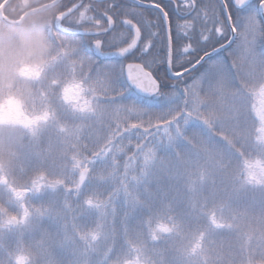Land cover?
I'll list each match as a JSON object with an SVG mask.
<instances>
[{"label":"snow or ice","instance_id":"obj_1","mask_svg":"<svg viewBox=\"0 0 264 264\" xmlns=\"http://www.w3.org/2000/svg\"><path fill=\"white\" fill-rule=\"evenodd\" d=\"M184 4L196 11L193 21L203 27L196 37L192 21L177 26L190 42L177 44L175 65L171 30L163 57L160 33L135 8L125 9L119 24L104 11L107 27L89 14V5L58 10L49 29L57 54L50 80L41 85L45 111L29 116L10 102L0 106V121L23 126L36 141L46 132L54 134L61 154L71 155L79 170L74 187L90 177L101 183L103 190L87 201L99 210V221L82 239L86 246L103 247L105 264H264V55L256 50L264 40V0H208L200 9L197 0ZM155 7L167 24L168 13L160 4ZM223 13L233 33L226 43L220 42L226 36ZM64 22L79 28H65ZM85 22L94 28L83 27ZM117 27L122 30L107 43L114 51H104L100 38L93 42L94 55L111 60L101 64L83 53L92 44L54 31L82 28L86 37ZM234 42L229 64L221 50ZM193 56H198L194 63ZM129 57L132 62L125 63ZM165 62L157 79L152 69ZM197 65L202 71L192 84L181 89L166 83ZM102 131L104 146L90 148L104 141ZM119 154L125 156L122 172ZM39 180L33 181L37 188L61 183L43 175ZM14 191L17 197L25 194ZM18 222L15 216L9 219ZM221 236L227 237L226 245L217 243ZM17 264H28V257H18Z\"/></svg>","mask_w":264,"mask_h":264},{"label":"rangeland","instance_id":"obj_2","mask_svg":"<svg viewBox=\"0 0 264 264\" xmlns=\"http://www.w3.org/2000/svg\"><path fill=\"white\" fill-rule=\"evenodd\" d=\"M101 135L104 141L90 144V148L99 150L104 146L107 134L102 131ZM55 138L46 132L33 141L32 147L23 144L18 160L2 174L5 180L0 181V264H17L22 255L28 257V264H105L103 247L86 246L82 239L96 227L100 215L87 201L99 194L103 186L90 177L79 188L74 187L79 170L73 167L71 155L61 154L62 145ZM85 155L91 158V152ZM158 157L164 158L165 153L159 152ZM122 158L125 156L119 154L118 162ZM95 167L99 168V162ZM42 175L47 181L61 183H44L37 188L33 181L40 183ZM14 189L25 190L24 196L17 197ZM13 216L20 220L16 228L9 223ZM116 226L120 227L119 217ZM227 242L226 236L217 238L218 244Z\"/></svg>","mask_w":264,"mask_h":264},{"label":"clouds","instance_id":"obj_3","mask_svg":"<svg viewBox=\"0 0 264 264\" xmlns=\"http://www.w3.org/2000/svg\"><path fill=\"white\" fill-rule=\"evenodd\" d=\"M59 0H0V106L9 103L29 116L41 115L46 107L50 65L57 54L49 36ZM88 97L87 90L84 91ZM45 124L41 121V127ZM31 133L7 119L0 121V176L20 155Z\"/></svg>","mask_w":264,"mask_h":264},{"label":"trees","instance_id":"obj_4","mask_svg":"<svg viewBox=\"0 0 264 264\" xmlns=\"http://www.w3.org/2000/svg\"><path fill=\"white\" fill-rule=\"evenodd\" d=\"M206 3H208V0H197V9L203 8ZM217 3H218V0H217ZM160 5L163 8L164 12L168 13V20H169V24H170V30H171V34L173 36L174 65H175V59H176L175 50H176L177 44L179 43L180 46L182 47L183 45H185V44L190 42L187 37L183 36V32L180 31L177 26L178 25H183L185 23V21H192L194 23L195 27L192 30H190V31L193 32L194 36L198 37L199 36V32H200L201 28L203 27V25H202L201 22L193 21V17L196 15V11H188L186 9V7H185L184 0H165L163 3H160ZM141 11L143 13L144 18L147 21L151 22V24L153 25V30L154 31H158L160 33V36H161V39H162V44H161V47H160V54H161V56L166 57V52H167V49H166V44H167L166 28L164 26V23H163L160 15L157 14L158 16L156 18V16H154V14H156V13L151 11V10H149V9H146V11L145 10H141ZM147 11H148L149 14L147 13ZM229 12H231L232 15H233V23H234L235 20H236L235 12L233 11L232 8H229ZM221 19L225 21L226 36L220 42L221 43H226V41L231 38V30H230V28H229V26L227 24L225 13H223L221 15ZM157 25H159V27H157ZM209 26H211V25H209ZM54 31H56L55 28H54ZM59 34L60 35H64V36H66V37H68L70 39H84L87 42V44H92V42L94 40V38L92 36H86L85 37L82 34H80L79 36H76V35H71L70 36V35L62 34L61 32H59ZM178 37H179V39H178ZM107 43L108 42L104 43V50L111 49V48H109L107 46ZM213 46L218 47V44H214ZM211 47L212 46L208 47L209 51H211ZM235 47H236V43L234 42L232 44V46H230L228 48V51L221 52V55L228 60L229 64H231L232 57L228 56V52H231ZM256 50H257V52L259 54L264 55V40L258 42ZM83 53L85 55L92 56V58L94 60H96L97 64L110 63L111 62V61H105V60H98L93 55L90 47H84L83 48ZM200 54H202V53H200ZM197 58H198V56L191 57L192 62L194 63L195 59H197ZM126 62H132V58L126 60L125 63ZM136 62H139V61H136ZM166 66L167 65H166V62H165L164 64L157 65L154 69H152L153 74H154V76L157 77V79H160V74L163 73V71L166 68ZM184 67H189V65L187 64L186 61L184 62ZM174 70H180V69L178 67H174ZM200 71H202L201 67H199L192 74H190L188 76H185L181 80L172 81L171 79H167L166 83H168L169 85H171L173 83L178 84L179 87L181 89H183L186 85H189L194 80V77H196V76H198L200 74ZM163 90L164 91H169L170 89L165 88ZM56 139H57V137L55 138L54 141H56ZM56 142L60 143L59 140H57ZM25 144H27L28 147H32V144L34 145V142L29 140ZM129 154H131V152H129ZM124 161H125V159L122 158V160H119V162H120L119 164L121 166H123ZM122 171H123V168H122ZM30 174H31V171H29L28 175H30ZM31 176H32V174H31Z\"/></svg>","mask_w":264,"mask_h":264},{"label":"flooded vegetation","instance_id":"obj_5","mask_svg":"<svg viewBox=\"0 0 264 264\" xmlns=\"http://www.w3.org/2000/svg\"><path fill=\"white\" fill-rule=\"evenodd\" d=\"M135 1H137V0H61V1H59V4H58V10H66V8L71 7L73 4L89 5L90 6V13L89 14L95 16L96 18L101 19L102 23L105 27H107V18L103 15L104 11H108L110 15H113V18L115 20H117V23L119 24V21L123 18L124 10L125 9H131V8H135L139 12H142L141 10L146 11V9H149V10L156 13V14H154V16H156V18L158 16L157 14H159L162 21H163V17H162L159 10H157L155 8L142 7L139 4L135 3ZM164 1L165 0H144L143 4L155 6V4H160V3H163ZM82 10H83L82 8L75 10L73 15L78 16L79 11H82ZM147 13H148V11H147ZM129 18H134V17H129ZM64 26H65V28H68V27H72L73 29L79 28V26H77V25L69 26V25H67L66 22H64ZM164 26H165V24H164ZM83 27L94 28V26L92 24L87 23V22L84 23ZM165 28H166V26H165ZM120 30H122V28L117 27L114 30H110L106 34H101V35L92 36V37L94 38V40L96 38H100L102 40V42H103L102 49L104 50V43L108 42V40L113 36L114 32L118 33ZM82 32H83V29L80 28L78 33L72 34V35L79 36L80 34H82ZM62 34H65V33H62ZM66 35H69V34H66ZM94 40H93V42H94ZM93 42H92V45H93ZM92 47H91V51H92ZM114 50H115L114 48H111L109 50H104V51H114Z\"/></svg>","mask_w":264,"mask_h":264},{"label":"water","instance_id":"obj_6","mask_svg":"<svg viewBox=\"0 0 264 264\" xmlns=\"http://www.w3.org/2000/svg\"><path fill=\"white\" fill-rule=\"evenodd\" d=\"M59 1H61V0H59ZM135 3H137V4H139L140 6H142V7H148V8H155V9H157V10H159L160 11V9H158V8H156L155 6H150V5H146V4H143V3H139V2H137V1H135ZM75 11V10H74ZM160 13H161V15H162V17H163V12H161L160 11ZM225 16H226V20H227V13H225ZM165 26H166V35H168V31H169V29H170V24H169V20H168V22H167V24H165ZM229 26V28H230V30H231V25H228ZM57 30V29H56ZM58 32H61V33H65V34H69V35H72V34H76V33H78V31H65L64 29H59V30H57ZM233 37V33L231 32V38ZM230 38V39H231ZM102 45H103V43H102ZM232 46V45H231ZM224 50H221V52H223ZM92 52H93V55H94V44H93V47H92ZM213 55H215V54H213ZM95 56V55H94ZM96 57V56H95ZM97 58V57H96ZM130 58V57H129ZM98 59H100V60H106V61H111L109 58H98ZM207 59V58H206ZM203 63V62H202ZM199 67H201L200 65H197L196 66V70L199 68ZM196 70H190V72L189 73H184V76L182 77V78H184L185 76H188V75H190V74H192L194 71H196ZM182 78H170L171 80H173V81H176V80H180V79H182ZM12 226L14 227V228H16L17 227V223H12Z\"/></svg>","mask_w":264,"mask_h":264}]
</instances>
